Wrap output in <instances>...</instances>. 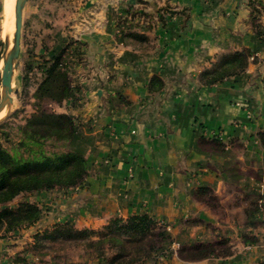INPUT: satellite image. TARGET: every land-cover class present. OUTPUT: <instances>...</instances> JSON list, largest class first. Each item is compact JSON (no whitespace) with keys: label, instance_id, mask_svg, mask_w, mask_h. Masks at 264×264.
<instances>
[{"label":"crops","instance_id":"obj_1","mask_svg":"<svg viewBox=\"0 0 264 264\" xmlns=\"http://www.w3.org/2000/svg\"><path fill=\"white\" fill-rule=\"evenodd\" d=\"M169 2L184 14L154 27L156 47L149 52L112 50L114 13L94 26L88 57L77 69L80 99L70 110L72 146L88 161L87 178L82 187L29 194L42 219L0 238V264H14L21 253L31 257L35 233L48 226L99 230L137 214L153 216L173 241L172 256L142 264H264V215L251 210L256 189L264 196V0ZM244 50L252 57L241 76L201 82L220 57ZM154 77L164 83L157 93L150 91ZM201 188L214 201L198 199ZM222 241L231 256L187 262L177 254ZM83 262L107 264L94 256Z\"/></svg>","mask_w":264,"mask_h":264},{"label":"trees","instance_id":"obj_2","mask_svg":"<svg viewBox=\"0 0 264 264\" xmlns=\"http://www.w3.org/2000/svg\"><path fill=\"white\" fill-rule=\"evenodd\" d=\"M163 13L164 16L176 15L184 14V11L171 9ZM254 21L255 30L261 37V26L256 23L257 19ZM129 38L140 44L148 42L145 36L136 33L130 34ZM64 54L62 52L49 66L46 79L37 93L39 98H48L58 107L64 106L73 94L80 92L79 85L72 83L69 75L60 69ZM251 57L250 50L237 52L232 58L220 57L211 69L201 75V82L212 86L241 76L246 72ZM163 87L164 83L158 77L150 82L151 93H157ZM2 125L4 123L0 127ZM23 134L20 147L24 153L21 155H12L0 139V238L34 227L42 219L43 210L36 204L26 202L15 209L8 207L18 196L82 187L88 175V161L82 153L55 151L58 147L67 148L75 140L76 125L71 115L45 109L37 111L26 120ZM259 138L264 148V132L259 134ZM46 146L53 150H47ZM196 195L208 204L215 199L208 188L198 189ZM263 198L260 194L254 198L251 203L253 213L260 211L258 201ZM33 239L29 249L32 256L21 254L13 259L14 264H68L61 262L60 251L72 252V249L93 252L107 264H142L165 253L173 255V241L165 227L146 214L113 219L99 230H79L71 223H57L38 230ZM248 242L253 244L254 241ZM177 254L184 261L199 262L214 256L228 257L233 251L228 242L222 241L183 247Z\"/></svg>","mask_w":264,"mask_h":264},{"label":"rangeland","instance_id":"obj_3","mask_svg":"<svg viewBox=\"0 0 264 264\" xmlns=\"http://www.w3.org/2000/svg\"><path fill=\"white\" fill-rule=\"evenodd\" d=\"M5 1L0 0V83L5 40L7 37L9 39L13 37V32L11 36L4 34ZM89 1H27L23 18L21 52L13 79V90H18L19 95H13L14 103L11 110L0 119V124L4 123L0 127V139L3 147L12 155L24 153V150L20 147V142L24 139L23 128L26 120L35 112L45 109L56 113L65 112L72 116L70 112L72 104L80 99L81 93L73 94L64 106L58 107L48 98H39L38 90L46 79L47 69L62 52L65 54L60 69L69 75L72 83H77V69L84 66L88 57L89 45L87 40L94 38V26L98 27L97 24L101 22L102 18L106 17L107 13L110 15L114 13L112 50L130 47L142 52H149L156 47L155 40L149 33L153 32L158 23L165 25L166 22L163 19L172 16L170 14L164 16L163 12L171 9L180 11L169 0H93L92 3H89ZM15 3L16 0L13 3L14 22L11 27L12 31L15 25ZM151 3H156L159 7L154 9L150 5ZM257 21L256 23H258ZM261 32L263 35L262 30ZM133 33L145 36L148 42L140 44L129 38V35ZM10 43L12 44V38ZM73 144L74 142L67 148L58 147L55 151H75ZM46 149L53 150L49 146H46ZM260 190L256 189L254 198L258 194L261 195ZM28 195L18 196L11 204H8V207L15 209L20 203L29 202L26 200ZM260 211L264 215V204L260 206ZM261 222L264 223V221ZM261 222L257 225V222L253 221V224L262 227ZM255 239L256 237H249L248 241H256ZM33 241L30 246L33 245ZM60 255L61 262L68 264H72V261H75L76 264H86L83 262L85 259H91V256L97 258L95 253L92 252L91 254L80 249H72V252H68V250L60 251Z\"/></svg>","mask_w":264,"mask_h":264},{"label":"water","instance_id":"obj_4","mask_svg":"<svg viewBox=\"0 0 264 264\" xmlns=\"http://www.w3.org/2000/svg\"><path fill=\"white\" fill-rule=\"evenodd\" d=\"M28 0H16L15 3V26L12 37L13 46L10 47L9 37L5 40V51L3 55V66L1 69V96L0 115L5 111H10L14 99L13 95H19L18 90H13V79L18 67V59L21 52V39L23 30L24 10Z\"/></svg>","mask_w":264,"mask_h":264},{"label":"bare ground","instance_id":"obj_5","mask_svg":"<svg viewBox=\"0 0 264 264\" xmlns=\"http://www.w3.org/2000/svg\"><path fill=\"white\" fill-rule=\"evenodd\" d=\"M13 3L14 0H6L5 1V12H4V34L7 35H12V32L14 33V27L12 31V24H13V15H14V8H13ZM15 26V25H14ZM12 38V37H11ZM10 38V39H11ZM13 46V43H10V47ZM13 87V86H12ZM8 111L3 112L0 115V119L4 116L7 115Z\"/></svg>","mask_w":264,"mask_h":264},{"label":"built area","instance_id":"obj_6","mask_svg":"<svg viewBox=\"0 0 264 264\" xmlns=\"http://www.w3.org/2000/svg\"><path fill=\"white\" fill-rule=\"evenodd\" d=\"M251 115H249V117H250ZM172 251H173V249H172ZM176 251H177V249H176ZM174 252H175V250H174ZM166 254H168V253H166Z\"/></svg>","mask_w":264,"mask_h":264}]
</instances>
